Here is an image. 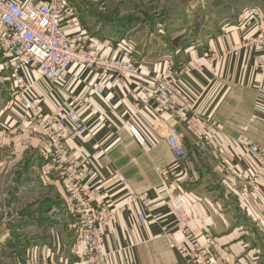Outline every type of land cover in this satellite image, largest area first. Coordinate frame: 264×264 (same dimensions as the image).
I'll list each match as a JSON object with an SVG mask.
<instances>
[{
	"label": "crops",
	"instance_id": "obj_1",
	"mask_svg": "<svg viewBox=\"0 0 264 264\" xmlns=\"http://www.w3.org/2000/svg\"><path fill=\"white\" fill-rule=\"evenodd\" d=\"M17 1L23 6L38 3ZM121 3L95 0V8L89 9L80 5L78 27L65 24L61 29L82 33L104 55L117 56L118 44L108 37L113 28L105 18L99 24L91 22L90 15L96 16L93 10L97 9L96 17L107 16L111 4L119 9ZM248 11L253 9L242 13ZM263 13L243 22L238 13L237 18L222 21L211 35L196 42L186 43L182 32L175 34L170 39L173 50L156 56L143 53L136 61L138 74L124 83L115 73L100 80L96 74L71 66L66 81L55 86L36 71L11 67L0 52V223L6 238L0 246V264H81L70 250L73 218L62 208L65 192L43 156V138L10 106L15 98L19 100L20 82L32 83L30 92L45 114L67 107L72 96L84 98L81 117L88 131L71 145L82 154L93 155L91 183L103 194L119 198L123 179L128 192L146 195L157 210L164 211L167 191H181L187 201L188 230L219 264H264V176L233 142L242 134L240 126L245 125L243 133L264 146V74L255 65L262 49L258 47L248 56L228 54L244 38L264 36V21H257ZM168 63L180 71V83L196 111L221 128L215 141L200 144L173 117L154 116L139 103L143 92L138 83L151 89ZM97 84L101 94L95 91ZM129 126L151 147L148 152L142 150ZM170 128L178 131L181 159H176L165 143ZM174 164L169 177L155 170ZM238 171L259 176L258 194L238 178ZM175 237L181 238L178 233ZM105 249L111 253L110 264H184L162 235L161 225L139 223L132 212L115 217Z\"/></svg>",
	"mask_w": 264,
	"mask_h": 264
},
{
	"label": "built area",
	"instance_id": "obj_2",
	"mask_svg": "<svg viewBox=\"0 0 264 264\" xmlns=\"http://www.w3.org/2000/svg\"><path fill=\"white\" fill-rule=\"evenodd\" d=\"M257 11H248L245 17H253ZM76 28L79 25L75 8L69 0H38L35 6H23L17 0H0V52L16 70L36 71L51 85L60 86L68 76L71 66L96 74L100 80L115 73L124 83L138 74L133 52L128 44L121 42L117 50L120 56L107 57L101 50L90 45L82 33L69 34L62 25ZM262 49L255 59L256 70L264 74V36L251 35L231 47L228 54L233 57L248 56L256 48ZM19 100L10 106L21 112L23 123L37 131L44 141L43 156L50 170L61 183L65 197L62 208L73 218L71 228L74 240L70 250L81 264H110L111 253L105 249V240L115 217L126 212L135 214L139 223H158L162 235L184 264H219L198 242L195 234L188 230L189 216L186 212V196L183 192L169 189L166 193L164 211L156 209L146 195L128 192L125 180L119 185L122 195L115 199L103 194L92 185L95 174L93 155L82 154L71 143L82 138L88 126L81 117L85 100L72 96L67 107H57L45 114L40 101L32 96V83L20 82ZM138 87L143 97L138 100L154 116H171L182 126L183 131L200 144H209L221 135V128L196 111L195 103L180 83V72H172L169 65L157 74L151 89L141 83ZM95 91L101 94L100 84ZM17 95V97H18ZM144 152L151 147L129 126ZM233 142L243 151L264 176V146L251 141L243 132ZM165 143L176 159L183 157L178 131L170 128ZM134 163L136 161L134 160ZM171 167H156L158 174L169 177ZM239 179L254 194L260 192L259 176L253 172L238 171ZM176 233L181 238L175 237Z\"/></svg>",
	"mask_w": 264,
	"mask_h": 264
},
{
	"label": "rangeland",
	"instance_id": "obj_3",
	"mask_svg": "<svg viewBox=\"0 0 264 264\" xmlns=\"http://www.w3.org/2000/svg\"><path fill=\"white\" fill-rule=\"evenodd\" d=\"M69 1L75 8L77 16L80 14L78 10L80 5L88 9L95 8L92 5L95 0ZM110 6L112 12L107 16L101 15L103 19L96 17L99 15L97 9L93 10L97 15H90L91 22L99 24L98 22L105 18L113 28L108 33V37L114 40V45L118 44L116 49H119L121 42H125L133 52L135 61L146 52L154 56L158 53L168 54L173 50L170 39L179 32L185 36L186 43L196 42L211 35V32L217 28L216 25L222 21L237 18L238 13L241 15V21H245L248 18L245 17L247 12L242 13V10L253 9L257 14L264 12V0H122L121 5H118L121 6L119 9L114 4ZM261 16L258 22L264 21V13ZM169 25L173 27L172 30L168 29ZM117 54L116 57L120 56L118 51ZM167 65L172 72H180L172 63ZM12 228H15V225H12ZM2 230L0 223V246H3L6 239Z\"/></svg>",
	"mask_w": 264,
	"mask_h": 264
}]
</instances>
